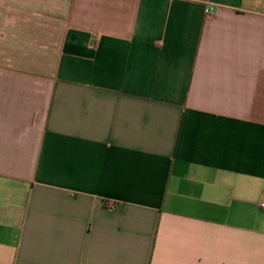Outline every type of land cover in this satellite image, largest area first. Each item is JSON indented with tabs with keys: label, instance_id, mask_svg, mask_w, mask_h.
<instances>
[{
	"label": "crops",
	"instance_id": "0c3cea01",
	"mask_svg": "<svg viewBox=\"0 0 264 264\" xmlns=\"http://www.w3.org/2000/svg\"><path fill=\"white\" fill-rule=\"evenodd\" d=\"M264 0H0V264H264Z\"/></svg>",
	"mask_w": 264,
	"mask_h": 264
},
{
	"label": "built area",
	"instance_id": "2783aa9c",
	"mask_svg": "<svg viewBox=\"0 0 264 264\" xmlns=\"http://www.w3.org/2000/svg\"><path fill=\"white\" fill-rule=\"evenodd\" d=\"M262 205L264 206V202L262 203Z\"/></svg>",
	"mask_w": 264,
	"mask_h": 264
}]
</instances>
